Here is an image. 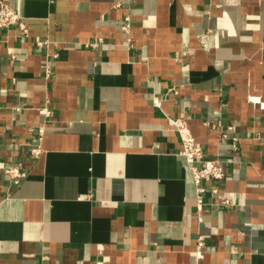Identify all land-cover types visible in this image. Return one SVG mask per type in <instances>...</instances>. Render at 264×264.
<instances>
[{
    "label": "crops",
    "instance_id": "1",
    "mask_svg": "<svg viewBox=\"0 0 264 264\" xmlns=\"http://www.w3.org/2000/svg\"><path fill=\"white\" fill-rule=\"evenodd\" d=\"M2 3L0 264H264V0ZM182 115L226 173L202 220Z\"/></svg>",
    "mask_w": 264,
    "mask_h": 264
},
{
    "label": "built area",
    "instance_id": "2",
    "mask_svg": "<svg viewBox=\"0 0 264 264\" xmlns=\"http://www.w3.org/2000/svg\"><path fill=\"white\" fill-rule=\"evenodd\" d=\"M131 18H126V29L129 32L131 29ZM12 26H17L20 30V37L27 38L30 36V31L27 25L23 22L22 17L8 4L2 3L0 6V28H9ZM41 44V43H40ZM97 47L98 44L93 45ZM46 77L51 79L52 71L48 67L46 70ZM158 103V102H157ZM261 107L264 109V103H261ZM43 112L47 117H50L53 114L51 108L45 105L42 108ZM174 130L177 132L181 143H182V152L181 155L186 160L194 184L197 189V206H198V216L202 220L204 210L205 199L219 195V187H207L205 185L206 181H222L225 176V169L222 163V160L219 157L206 158L205 151L202 146H200L192 133L191 127L189 125L188 119L186 116L182 115L176 118L171 119ZM40 135L43 134V128L39 129ZM233 147L238 149L237 138H233ZM9 174L15 179V183L19 182L21 177L25 176V173H22L16 168L9 169ZM221 204L227 208L231 207L233 201L230 196L226 195L221 197ZM204 237H198V249L196 255L198 258L203 257L204 252Z\"/></svg>",
    "mask_w": 264,
    "mask_h": 264
}]
</instances>
